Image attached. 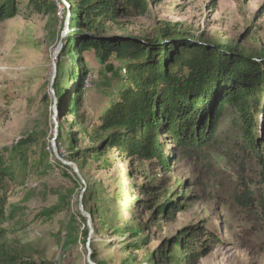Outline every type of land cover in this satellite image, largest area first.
Instances as JSON below:
<instances>
[{"label":"rangeland","instance_id":"rangeland-1","mask_svg":"<svg viewBox=\"0 0 264 264\" xmlns=\"http://www.w3.org/2000/svg\"><path fill=\"white\" fill-rule=\"evenodd\" d=\"M50 1L55 5L53 14H37L27 7V0H19L18 15L0 22V156L9 159L19 141L33 139L20 151L25 165H14L21 170L9 186L3 239L52 264H87L82 234L86 223L79 217V193L85 188L96 264H149L148 259L159 252L166 259L173 242H185L192 228L211 230L219 242L205 257L184 264H264L263 171L232 110H224L213 142L200 155L187 156L167 136L158 135L168 158L163 168L113 150L87 154L75 160L83 185L70 167L56 160L52 143L69 161L90 142L87 134L93 133L98 118L122 88L124 62L112 56L107 69L91 50L76 60L58 58L57 83L66 93L60 101L56 97L54 117L49 79L65 10L56 0ZM110 27L109 35L151 41L159 39L163 30L188 32L195 39L235 46L249 56L264 58V0H161L151 4L146 14L120 18ZM76 68L85 69L86 75L75 118L67 109L78 84ZM262 106L254 114V136L261 143L264 98ZM243 189L262 205L255 206L253 213L244 212L234 201ZM167 199L180 209L153 220L156 208ZM106 208L110 213L104 215ZM125 222L140 223L141 234L134 238L118 232Z\"/></svg>","mask_w":264,"mask_h":264},{"label":"trees","instance_id":"trees-1","mask_svg":"<svg viewBox=\"0 0 264 264\" xmlns=\"http://www.w3.org/2000/svg\"><path fill=\"white\" fill-rule=\"evenodd\" d=\"M65 1L69 6V32L63 40L59 59L70 56L76 60L85 50H91L95 60L107 69H111L109 60L112 56L124 62L122 88L116 100L98 118L93 133L87 134L90 142L75 153V159L69 160L77 166L80 175L81 169L75 163L77 158L87 154H103L107 150H113L130 160L154 161L165 167L168 158L160 146V134L172 140L187 156L198 152L200 155L213 142L216 125L228 108L237 116L244 141L263 171L261 178H264V141L261 143L254 136L257 127L254 114L263 109V57L249 56L235 46L215 45L201 38L195 39L188 32L163 30L159 39L142 40L143 43L108 34L111 32L110 26L116 25L118 19L144 15L151 4L161 0ZM56 2L65 10L64 23L67 9L60 0ZM19 4V0H0V22L16 17ZM27 7L37 14H53L55 10L50 0H27ZM85 75V69L83 72L75 69L74 81L78 84L71 91L67 109V114L75 118L78 117ZM53 88L60 101L66 90L59 88L57 78ZM32 141L30 137L19 141L10 151L9 159L0 156V264H52L45 257L36 258V253H28L3 239L5 231L2 225L7 218L9 186L16 180V171L19 173L21 170L14 165H25L20 151ZM72 175L75 174L72 172ZM83 181L85 183L84 178ZM88 196L89 190L85 189L82 206L92 218L91 209L87 211ZM169 200L156 208L153 220L169 214L171 210L180 209L181 205ZM181 201H185L184 197ZM234 201L247 213H253L255 206H262L247 189L236 195ZM103 213L109 214L110 210L106 208ZM79 217L85 220L81 215ZM118 228H121L118 232L122 230V234L129 233L134 238L141 234L140 223L125 222ZM68 232L69 241L70 228ZM82 234L87 238V230ZM218 242L211 230L192 228L185 242H173L166 259L159 252L148 261L149 264L189 263L197 257H205L210 246ZM135 247L139 249V246ZM91 259H95L93 252ZM131 262L133 260H129Z\"/></svg>","mask_w":264,"mask_h":264},{"label":"water","instance_id":"water-1","mask_svg":"<svg viewBox=\"0 0 264 264\" xmlns=\"http://www.w3.org/2000/svg\"><path fill=\"white\" fill-rule=\"evenodd\" d=\"M60 2L66 7L67 15H66V18L64 21L63 29L61 30L59 41H58L56 49L52 55L51 76L49 79V88H50L49 92L53 96L52 112H53L54 117L57 115V108H56L57 101H56V96H55V92H54V88H53L54 83L56 81V77H57V62H58L59 55L63 49V40L66 38V36L69 32V27H68V25H69V23H68L69 6L65 0H60ZM132 41L134 43H143L142 40L133 39V38H132ZM55 136L56 135H54L53 140L55 139ZM52 154L61 165L66 166V167H70L72 172L75 174L76 178L84 185L83 178L80 175L77 166L73 162L66 161L62 157H60L54 143H52ZM84 191H85V188H82V190L79 193V211H80V215L85 219L86 227L88 230L87 238H86V242H85L86 263L87 264H96L91 259V253L92 252H91V248H90V244L92 241V233H93L92 226H91L92 218H91V215L88 212H86L82 206V197H83Z\"/></svg>","mask_w":264,"mask_h":264},{"label":"bare ground","instance_id":"bare-ground-1","mask_svg":"<svg viewBox=\"0 0 264 264\" xmlns=\"http://www.w3.org/2000/svg\"><path fill=\"white\" fill-rule=\"evenodd\" d=\"M85 83V86L87 85V80L84 82ZM87 87V86H86Z\"/></svg>","mask_w":264,"mask_h":264}]
</instances>
